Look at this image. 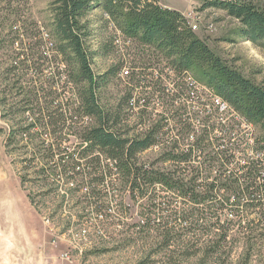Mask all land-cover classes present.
Instances as JSON below:
<instances>
[{
  "label": "trees",
  "instance_id": "trees-1",
  "mask_svg": "<svg viewBox=\"0 0 264 264\" xmlns=\"http://www.w3.org/2000/svg\"><path fill=\"white\" fill-rule=\"evenodd\" d=\"M212 4L239 19L245 27L243 35L264 49L263 7L250 1ZM96 7L126 37L149 47L136 60L138 72L130 71L131 86L115 105H104L100 91L123 64L97 75L85 43L83 18ZM51 10L54 46H31V53L15 59L11 67L22 73L36 70L37 77L36 85L15 105L25 119L15 123L9 145L13 140L21 142L20 137L35 159L45 160L44 174L52 176L59 170L60 183L47 177L49 188L89 189L91 207L102 216L109 206L104 185L110 183L115 191V182L121 181L133 200L148 197L154 206H174L178 222H206L203 247L186 242L192 229L168 224L163 226L160 248L178 249L186 258L203 252L206 264H253L258 240H264V145L256 149L257 143L245 142L238 119L264 130V86L227 65L195 34L183 13L158 0H54ZM62 64L69 71L62 84L63 100L59 98ZM49 69L51 74L45 76ZM188 76L211 91L201 112H192L188 105L194 101ZM156 99L165 107L163 118L170 114L174 120L172 131L179 135L175 140L164 137L167 124L152 123ZM134 115L138 121L132 127L129 120ZM69 134L84 146L79 156L68 155L66 160L68 152L62 144ZM148 151L157 154L146 160L143 154ZM56 157L59 162L52 163ZM103 159L109 162L103 164ZM182 203L187 204L182 207ZM194 205L204 208L197 210ZM101 226L106 225L98 224L103 231ZM148 226V222L129 225L132 234L140 236ZM240 243L245 248L235 255Z\"/></svg>",
  "mask_w": 264,
  "mask_h": 264
},
{
  "label": "rangeland",
  "instance_id": "rangeland-1",
  "mask_svg": "<svg viewBox=\"0 0 264 264\" xmlns=\"http://www.w3.org/2000/svg\"><path fill=\"white\" fill-rule=\"evenodd\" d=\"M53 1L0 0V102L7 99L4 105L0 104V264H206L203 252L186 258L178 249L160 248L164 240L163 226L168 224L169 227L192 229L186 242L203 247L206 245V222H178L174 219V206H154L148 197L133 200L128 187L121 185V181L115 182V191L110 183L104 185L109 206L102 216L91 207L87 198L89 189L70 190L68 187L71 185L60 186L57 190L49 188L47 177H53L60 183L59 170L52 176L44 174L41 167L45 165V160L35 159L20 137L17 138L21 142L13 140L9 145L8 138L14 135L17 127L15 123L25 119V114L14 110L15 105L24 98L26 91L36 85L37 77L36 70L22 73L18 69L12 71L11 67L15 59H24L31 53V46L42 44L48 49L56 43L50 35ZM216 1L221 0H162L163 3L158 0L162 6L179 8L178 11L185 15L189 23L198 25L197 29L192 28L195 34L227 65L264 86V49L243 35L245 27L239 19L212 4ZM229 1H250L264 8V0ZM83 24L86 26L85 43L93 71L101 75L123 64L112 82L100 91L104 105H115L132 83L130 75L127 76L124 70L128 68L131 73H137L134 68L136 60L148 52L149 47L126 37L100 7L90 10L83 18ZM60 71L59 98L63 100L66 95L62 84L69 71L63 64ZM44 74L50 75L51 70H46ZM187 82L192 86L194 97V101L188 103L190 110L201 112L206 109V94L210 95L211 91L195 76H188ZM216 104L219 102L216 101ZM163 109V104L156 99L152 123L167 124L164 137L175 140L179 135L176 130L172 131L174 120L170 114L163 118ZM238 120L242 122L241 138L254 145L257 143L256 149L262 147L264 130L261 126ZM136 121L138 118L134 115L129 123L133 127ZM197 125L196 129L201 131L199 123ZM131 131L133 133L134 130ZM69 135L62 144L68 152L66 160L68 155L79 156L78 151L84 146L76 135ZM156 154L148 151L143 156L147 160L153 159ZM103 160V164L109 162ZM58 162L56 157L52 163ZM82 163L85 164L86 160ZM106 180L108 182L109 177ZM156 190L161 192V189ZM113 191L117 192L116 197L111 196ZM163 193L170 195L165 191ZM186 204L182 203V207ZM194 208L202 210L204 206L194 205ZM144 222L151 224L144 230L145 234H132L134 228L129 225ZM98 224L106 225L101 226L103 231ZM160 227L162 231L158 229ZM83 229H87V236ZM77 233H82V236ZM240 245L235 255L245 248L243 243ZM257 245L253 264H264V240H258ZM65 253L69 254V260Z\"/></svg>",
  "mask_w": 264,
  "mask_h": 264
},
{
  "label": "built area",
  "instance_id": "built-area-1",
  "mask_svg": "<svg viewBox=\"0 0 264 264\" xmlns=\"http://www.w3.org/2000/svg\"><path fill=\"white\" fill-rule=\"evenodd\" d=\"M189 24H190L191 26H193V30H195V29L198 28V25H197V24H191V23H189ZM124 73L128 76V75H130V70H129L128 68H126V69L124 70ZM82 231L84 232L85 235L88 234L87 229H83ZM77 234L82 236V233H77ZM85 235H84V236H85ZM74 236H75V234H74ZM86 236H87V235H86ZM64 256L67 257L68 260L70 259L69 254L65 253Z\"/></svg>",
  "mask_w": 264,
  "mask_h": 264
},
{
  "label": "crops",
  "instance_id": "crops-1",
  "mask_svg": "<svg viewBox=\"0 0 264 264\" xmlns=\"http://www.w3.org/2000/svg\"><path fill=\"white\" fill-rule=\"evenodd\" d=\"M161 3H163L162 0H161ZM173 8H174V7H171V9H173ZM178 9H179V8H177L176 10H178ZM184 14H186V13H184Z\"/></svg>",
  "mask_w": 264,
  "mask_h": 264
},
{
  "label": "bare ground",
  "instance_id": "bare-ground-1",
  "mask_svg": "<svg viewBox=\"0 0 264 264\" xmlns=\"http://www.w3.org/2000/svg\"><path fill=\"white\" fill-rule=\"evenodd\" d=\"M191 26V25H190ZM191 28H193V26H191Z\"/></svg>",
  "mask_w": 264,
  "mask_h": 264
}]
</instances>
